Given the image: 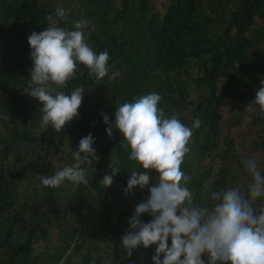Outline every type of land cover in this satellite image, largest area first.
Masks as SVG:
<instances>
[{
  "label": "trees",
  "instance_id": "16d2710c",
  "mask_svg": "<svg viewBox=\"0 0 264 264\" xmlns=\"http://www.w3.org/2000/svg\"><path fill=\"white\" fill-rule=\"evenodd\" d=\"M56 8L66 11L61 26L88 20L87 42L108 50L111 70L121 73L96 80L81 65L67 85L85 87L79 115L60 132L41 126V102L26 93L27 37L43 31ZM261 80L264 0H0V264H152L155 246L131 256L120 246L148 194V186L123 189L133 169L148 170L128 159L118 130L107 136L101 113L111 120L118 103L158 92L166 116L189 127L199 117L181 169L202 201L211 190H246L242 161L253 154L264 171V117L244 112ZM89 132L99 157L88 166L89 184L43 186L39 175L72 163ZM110 165L119 171L101 186Z\"/></svg>",
  "mask_w": 264,
  "mask_h": 264
},
{
  "label": "clouds",
  "instance_id": "9594fccd",
  "mask_svg": "<svg viewBox=\"0 0 264 264\" xmlns=\"http://www.w3.org/2000/svg\"><path fill=\"white\" fill-rule=\"evenodd\" d=\"M65 15L64 8H56L44 17L47 27L27 37L32 67L26 93L41 102V126L56 132L79 115L85 87L74 85L68 90L67 85L81 65L91 79L113 81L121 76L119 70H111L108 50L96 52L87 42L88 20L61 26ZM260 83L244 112L264 117V80ZM161 99L158 92H150L118 103L111 120L101 113L107 136L118 130L129 149L128 159L148 170L133 169L123 189L128 194L148 186V194L135 205L120 246L127 256L140 246H155L152 264H264V206H254L264 200V171L257 155L242 161L251 177L246 190L239 185L211 190L198 201L181 165L190 151L187 145L193 131L202 121L196 117L189 127L175 114L166 116L159 106ZM94 142L91 132L82 137L72 151L73 162L51 175H39L41 184L53 189L65 183L88 185V166L99 160ZM110 167L111 174L99 181L101 186H110L119 171ZM150 181H154L151 186ZM145 215L150 219L143 220Z\"/></svg>",
  "mask_w": 264,
  "mask_h": 264
}]
</instances>
